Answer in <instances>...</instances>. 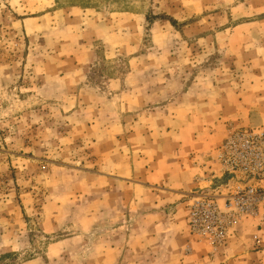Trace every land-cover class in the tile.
Listing matches in <instances>:
<instances>
[{"label": "rangeland", "instance_id": "374dc122", "mask_svg": "<svg viewBox=\"0 0 264 264\" xmlns=\"http://www.w3.org/2000/svg\"><path fill=\"white\" fill-rule=\"evenodd\" d=\"M263 131L264 0H0L7 264H196L190 171Z\"/></svg>", "mask_w": 264, "mask_h": 264}, {"label": "built area", "instance_id": "2783aa9c", "mask_svg": "<svg viewBox=\"0 0 264 264\" xmlns=\"http://www.w3.org/2000/svg\"><path fill=\"white\" fill-rule=\"evenodd\" d=\"M221 150L218 160L223 173L235 181L211 184L207 190L198 188L185 202L190 235L214 251L237 236L244 219L264 208V177L260 178L264 174V131L232 134ZM242 174H251L253 179L244 182L239 179Z\"/></svg>", "mask_w": 264, "mask_h": 264}, {"label": "crops", "instance_id": "0c3cea01", "mask_svg": "<svg viewBox=\"0 0 264 264\" xmlns=\"http://www.w3.org/2000/svg\"><path fill=\"white\" fill-rule=\"evenodd\" d=\"M250 110L251 106L248 107L244 118L247 122H244V125L249 123ZM215 170L219 175V168ZM204 171L206 169L199 168L194 169L193 172L190 171L189 183L184 186L185 192L192 193L198 189L193 176H202ZM188 246L191 251L186 255V259L196 264H264V208L261 207L256 216L244 219L239 226L237 236L231 238L220 250L214 251L210 244L197 243L192 237L188 239L186 248Z\"/></svg>", "mask_w": 264, "mask_h": 264}, {"label": "trees", "instance_id": "16d2710c", "mask_svg": "<svg viewBox=\"0 0 264 264\" xmlns=\"http://www.w3.org/2000/svg\"><path fill=\"white\" fill-rule=\"evenodd\" d=\"M172 26H177V22L170 20ZM16 258V254H7L0 258V264H7L9 260Z\"/></svg>", "mask_w": 264, "mask_h": 264}]
</instances>
